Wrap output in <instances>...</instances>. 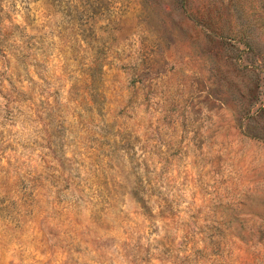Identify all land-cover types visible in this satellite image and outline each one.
Masks as SVG:
<instances>
[{"label":"rangeland","instance_id":"1","mask_svg":"<svg viewBox=\"0 0 264 264\" xmlns=\"http://www.w3.org/2000/svg\"><path fill=\"white\" fill-rule=\"evenodd\" d=\"M0 264H264V0H0Z\"/></svg>","mask_w":264,"mask_h":264}]
</instances>
